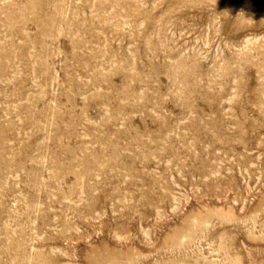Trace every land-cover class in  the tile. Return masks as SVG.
<instances>
[{
  "label": "rangeland",
  "instance_id": "1",
  "mask_svg": "<svg viewBox=\"0 0 264 264\" xmlns=\"http://www.w3.org/2000/svg\"><path fill=\"white\" fill-rule=\"evenodd\" d=\"M0 264H264V0H0Z\"/></svg>",
  "mask_w": 264,
  "mask_h": 264
}]
</instances>
